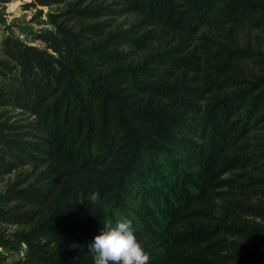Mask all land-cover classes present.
<instances>
[{
	"label": "trees",
	"instance_id": "1",
	"mask_svg": "<svg viewBox=\"0 0 264 264\" xmlns=\"http://www.w3.org/2000/svg\"><path fill=\"white\" fill-rule=\"evenodd\" d=\"M243 27L264 28V0H73L41 45L2 37L10 264H93L122 218L148 264H264V70Z\"/></svg>",
	"mask_w": 264,
	"mask_h": 264
},
{
	"label": "rangeland",
	"instance_id": "2",
	"mask_svg": "<svg viewBox=\"0 0 264 264\" xmlns=\"http://www.w3.org/2000/svg\"><path fill=\"white\" fill-rule=\"evenodd\" d=\"M73 0H65L56 4L41 6L39 4H33V0H10L8 2L0 1V40L7 31H12L15 28L24 29L29 31V35H34L41 28L46 27L50 21V15L53 13L61 14L66 11ZM85 3L91 0H84ZM43 11V12H40ZM130 19H134L133 16L117 17V22H129ZM129 20V21H128ZM114 23V22H113ZM32 42L41 45V42L37 39H33ZM36 38V37H35ZM238 41L242 46L249 47L255 52L256 61L249 62L248 67L253 70H264V28L248 27L242 28L238 33ZM2 52V44H0V54ZM17 177V172L0 177V189H5L9 181H13ZM17 227H10L11 230H15ZM0 253L5 258V264H10L13 261L19 259V255L15 252H5L0 249Z\"/></svg>",
	"mask_w": 264,
	"mask_h": 264
},
{
	"label": "clouds",
	"instance_id": "3",
	"mask_svg": "<svg viewBox=\"0 0 264 264\" xmlns=\"http://www.w3.org/2000/svg\"><path fill=\"white\" fill-rule=\"evenodd\" d=\"M96 200L94 193L89 199ZM93 264H148L150 253L139 241L133 223L122 218L114 225L105 224L88 245Z\"/></svg>",
	"mask_w": 264,
	"mask_h": 264
},
{
	"label": "built area",
	"instance_id": "4",
	"mask_svg": "<svg viewBox=\"0 0 264 264\" xmlns=\"http://www.w3.org/2000/svg\"><path fill=\"white\" fill-rule=\"evenodd\" d=\"M1 25V24H0ZM8 34H11L13 36H15V38H17L18 40L22 41V42H26V43H29V44H35L34 42H32V35H29V31L27 30H24V29H18V28H15L14 30L12 31H7L5 35H8ZM20 257H23L25 256L26 254V247L25 245H23L21 247V249L19 250V252L17 253Z\"/></svg>",
	"mask_w": 264,
	"mask_h": 264
}]
</instances>
